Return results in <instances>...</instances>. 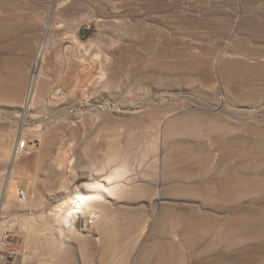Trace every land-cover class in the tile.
I'll return each instance as SVG.
<instances>
[{"label":"rangeland","instance_id":"obj_1","mask_svg":"<svg viewBox=\"0 0 264 264\" xmlns=\"http://www.w3.org/2000/svg\"><path fill=\"white\" fill-rule=\"evenodd\" d=\"M0 202V264H264V0H0Z\"/></svg>","mask_w":264,"mask_h":264},{"label":"bare ground","instance_id":"obj_2","mask_svg":"<svg viewBox=\"0 0 264 264\" xmlns=\"http://www.w3.org/2000/svg\"><path fill=\"white\" fill-rule=\"evenodd\" d=\"M40 77L41 76H39V69L37 68V67H35V69L33 70V72H32V75H31V79H30V82H29V85L27 86V91H26V94H27V96L25 95V98L21 101V103H22V106L24 107V105H26L25 104V102H26V100H27V102L28 101H31L32 102V98L34 97L35 98V96H34V93H36V95L38 96V98L39 97H41L42 95H43V93H42V95L41 96H39L38 94H37V90H39V88L37 89V87L40 85L39 84V82H40ZM41 83V82H40ZM41 87V86H40ZM41 90V89H40ZM59 92H60V90H58V89H56V91H53V92H50L49 94V97H54V96H56V95H58L59 94ZM62 92V91H61ZM43 97V96H42ZM45 98H46V96H45ZM40 99H42V98H40ZM35 101H36V98L34 99ZM45 100V99H44ZM35 101H34V103H35ZM26 102V103H27ZM41 102V101H40ZM48 102H50V100L48 101ZM26 108V107H25ZM12 144V142H10L9 143V146H7L6 147V150H5V152L7 153V156H8V161H10L14 156H11L9 153L12 151V146L10 147V145ZM7 145V144H6ZM5 149V148H4ZM17 150V149H16ZM17 154H19V153H21V154H23L24 152H20V151H18L17 150ZM12 154V153H11ZM16 154V155H17ZM19 156V155H18ZM72 198H73V202L72 203H74V202H76V201H81L80 203H79V205H80V207H82V205H84L83 203L84 202H86L87 201V195H85V194H81V193H76V192H74L73 193V195H72ZM71 198V199H72ZM1 203V202H0ZM94 210H96V209H94ZM81 211V210H80ZM91 214H93V212H91Z\"/></svg>","mask_w":264,"mask_h":264},{"label":"built area","instance_id":"obj_3","mask_svg":"<svg viewBox=\"0 0 264 264\" xmlns=\"http://www.w3.org/2000/svg\"><path fill=\"white\" fill-rule=\"evenodd\" d=\"M27 145L28 141L26 139H21L17 142V150L20 152H24ZM18 195L21 200H26L28 198V194L24 190H20ZM5 245L6 244L4 242L0 241V262L8 259V257L10 256L6 253Z\"/></svg>","mask_w":264,"mask_h":264}]
</instances>
